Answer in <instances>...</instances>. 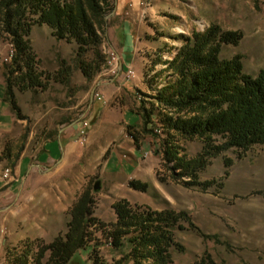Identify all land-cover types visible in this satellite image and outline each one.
I'll return each mask as SVG.
<instances>
[{
	"label": "rangeland",
	"instance_id": "obj_1",
	"mask_svg": "<svg viewBox=\"0 0 264 264\" xmlns=\"http://www.w3.org/2000/svg\"><path fill=\"white\" fill-rule=\"evenodd\" d=\"M119 1L121 14L116 11L105 16L98 30V45H91L85 53L83 60L92 72L89 78L81 68L76 41L60 40L52 31L50 40L37 43L32 31L42 25L35 23L37 15L28 14L20 16L23 23L32 27L29 35L23 37L31 42V52L35 54L31 67L40 76L39 84L28 86L26 82V88L19 87V83L24 84L19 78L27 71V55L22 59V71L10 74L12 55L17 49L8 33H0V264H21L23 260L33 264L39 248L68 231L72 207L86 193L92 211L86 236L103 261L119 258L109 229L116 221L113 205L126 199L140 209L184 210L191 215L192 226L182 220L185 228L174 231L182 250L172 248L170 264H264L263 146L246 152L229 149L208 161L198 176L201 182L216 181L208 188L187 185L186 177L176 176L180 168H173L174 161L168 162L155 144L152 149L142 147L136 171L141 179L132 177V172L121 178L106 169L110 149L122 157L136 145L127 127L133 123L132 117H128L124 104L137 107L142 103L150 109L148 96L156 94L161 83L171 78L168 64L185 37L202 32L211 24L223 30L241 31L239 44H224L221 57L240 54L244 71L252 75L264 68V0ZM132 3L134 8L141 3L138 13H133ZM121 24L131 33L118 34ZM95 50L102 53L100 59ZM122 57L127 63L134 60L128 68L132 67L135 74L128 82L135 86L137 95L123 87L119 90V82L109 83L118 72ZM121 72L124 76V69ZM8 76L12 78L21 118L2 99ZM93 90L94 95L96 91L104 95L107 105L104 109L101 106L103 110L92 126L89 124L92 132L81 138L79 161L60 162V156L54 153L48 157L47 151L55 147L48 141L55 138L58 129L54 128V119H59V124H70V110L65 108L79 97L86 100V117L91 115ZM69 96L72 100H68ZM159 116L155 114L154 119L157 121ZM165 132L160 130L158 143L164 142L165 148L176 145ZM178 141L184 147L179 156L184 153L194 157L202 150L199 139ZM142 143L140 140L138 145ZM57 144L60 148L59 140ZM225 159H231L232 164L230 174L223 178ZM6 170L10 174L4 178ZM96 181H100L99 190L94 189ZM129 181L148 183V190H136ZM49 256L47 252L43 261ZM88 256L87 251H81L75 260L92 264Z\"/></svg>",
	"mask_w": 264,
	"mask_h": 264
},
{
	"label": "trees",
	"instance_id": "obj_2",
	"mask_svg": "<svg viewBox=\"0 0 264 264\" xmlns=\"http://www.w3.org/2000/svg\"><path fill=\"white\" fill-rule=\"evenodd\" d=\"M114 7L115 0H0V33H8L17 49L12 55L10 74L22 71V59L27 55V71L19 78L24 84L19 83V87L26 88V82L28 86L39 84L40 76L39 73L34 74L31 67L35 58L31 42L23 37L24 34L29 35L32 27L23 23L20 16L37 15L35 23L48 25L56 38H73L78 44L81 68L89 78L92 72L83 60L85 53L91 45H98V30ZM242 38L241 31L223 30L215 24L202 32H193L185 37L182 47L168 64L172 70L171 78L161 83L156 94L148 96L150 109L142 103L137 107L132 103L128 105V117L135 115L138 118L127 126L136 147L139 148L138 142L143 139H148V146L155 144L157 151H162L168 162L174 161L173 168H180L175 175L186 177L187 185L208 188L215 184L214 179L199 181V171L224 151L236 149L246 152L257 145L264 147V68L252 75L244 71L240 54L231 58L221 57L224 44L238 45ZM94 52L100 59L102 53L99 50ZM11 80L8 76L2 99L21 118ZM94 100L91 115L85 117L88 118L87 131L102 110L96 95ZM155 114H160L157 121ZM157 126L161 132L165 130L166 134H170V139L177 144L165 148L164 142L158 143L160 135ZM179 139H199L203 143L201 152L194 157L184 153L179 156V152H184L183 145L179 146ZM164 141L172 143L169 139ZM224 163L226 171L223 178H226L230 174L232 160L225 159ZM129 184L140 191H147L149 187L148 183L141 181H130ZM89 204L86 193L72 207L68 231L39 248L33 264H85L81 259L75 260L81 251L89 253L92 264H150V261L151 264H170L172 248L182 250L175 241V229L185 228L181 225L182 220L193 225L191 215L184 210L140 209L126 199L120 200L113 205L116 221L109 229L113 250L119 253V258L103 261L86 236V225L92 219ZM47 252L50 256L44 262ZM21 264H26L25 260Z\"/></svg>",
	"mask_w": 264,
	"mask_h": 264
},
{
	"label": "crops",
	"instance_id": "obj_3",
	"mask_svg": "<svg viewBox=\"0 0 264 264\" xmlns=\"http://www.w3.org/2000/svg\"><path fill=\"white\" fill-rule=\"evenodd\" d=\"M116 4V11L117 13L121 14V12L119 11L120 8V1L119 0H115ZM118 4V6H117ZM141 4V3H140ZM139 4V5H140ZM139 5L135 6V8L133 7V3H132V9H133V13H138L139 10L138 9ZM126 6V3H125ZM118 8V9H117ZM124 31L123 33L125 34H129L131 32H129L127 30V28L125 26H122V24L119 26V32L118 34H121V32ZM132 33H134V31H132ZM32 36H33V40H36L37 43L40 42V44L45 43V41L50 40L51 36H52V29L46 27V25H42L40 26L38 29L33 30L32 31ZM137 36V35H136ZM138 38V37H137ZM42 41V43H41ZM120 63H122V68H120ZM119 63V70L118 72L115 74V76L111 79V81L109 83H116L119 82V86L118 89L120 90L122 87L124 89L127 90V92H132L133 95H135L137 93V90L135 89V86L132 83H129L128 79H126L125 77V72L127 71V68L131 65L133 66L134 60L130 61V62H125V60L122 57V61H120ZM127 64V65H126ZM124 68V76L119 73L121 69ZM127 81V82H126ZM106 83V84H109ZM135 89V90H134ZM96 98L98 99V102L100 104V106H103V109L105 108L106 101L104 98V95L100 92V91H96L95 92ZM56 98V97H54ZM60 98V97H58ZM72 100V97H68V100ZM79 99V100H78ZM77 99V101H73V104L70 107L65 108V110L69 111L70 115L67 117V119L69 118L71 120L70 124H59L58 121L59 119H54V123H56V127L54 128H58L57 129V135L55 136V138L51 139L48 141V143L50 142V144H54L55 147H52L51 150H48L47 152L49 153L48 157L50 156L51 153H54L56 156H60L59 161L61 162H78L79 160V155L81 153V151L79 150V145L82 144L81 143V137L79 134L80 128L82 126V121H86L85 117L87 114V108H85L86 106V100H84L83 98L81 99V97H79ZM90 106L89 109L91 107L92 101L90 100ZM124 107H126L128 109L127 104H124ZM102 109V110H103ZM138 121V118L135 115H132V122H136ZM92 130L88 131V133H91ZM60 142V148L57 144V142ZM63 143H62V142ZM143 141V143L139 146V148L135 147L134 145H132V151H130V154H125L122 157L117 156V154L114 152V150H111L110 156L108 159V165L106 167L108 173H113L115 174V176H120L121 178H123V176H125L124 174H130L132 172V177H136V178H142L141 176L139 177V175L136 173L137 169H139L140 167V159L142 156V147H145V145L148 146V139H143L141 140ZM48 146V144L46 145ZM45 146V149H46ZM153 146L150 147V149H152ZM149 148V147H148ZM54 159V158H52ZM55 160V159H54ZM124 163V164H123ZM120 165L121 170H118L116 168H118ZM110 170V171H109ZM130 182V181H129ZM133 204H138L137 202H133Z\"/></svg>",
	"mask_w": 264,
	"mask_h": 264
},
{
	"label": "built area",
	"instance_id": "obj_4",
	"mask_svg": "<svg viewBox=\"0 0 264 264\" xmlns=\"http://www.w3.org/2000/svg\"><path fill=\"white\" fill-rule=\"evenodd\" d=\"M134 74H135V71L132 69V67H130V68H128V70L125 72V77H126L127 79H131L132 77H134ZM86 127H87V121H84V122L82 123V126H81L80 131H79L80 137H81L82 139H83V138L85 139L86 136H87V134H88ZM157 132H158V131H157ZM9 174H10V171H9V170H6V171L4 172V174H3V177L6 178V177L9 176Z\"/></svg>",
	"mask_w": 264,
	"mask_h": 264
},
{
	"label": "water",
	"instance_id": "obj_5",
	"mask_svg": "<svg viewBox=\"0 0 264 264\" xmlns=\"http://www.w3.org/2000/svg\"><path fill=\"white\" fill-rule=\"evenodd\" d=\"M116 4V2H115ZM116 12V6L114 7L113 11H112V14H114ZM111 14V15H112ZM120 68H122V63H120ZM94 99V90L92 91V95H91V101ZM100 188V181H96L95 182V186H94V189L96 190H99Z\"/></svg>",
	"mask_w": 264,
	"mask_h": 264
},
{
	"label": "bare ground",
	"instance_id": "obj_6",
	"mask_svg": "<svg viewBox=\"0 0 264 264\" xmlns=\"http://www.w3.org/2000/svg\"><path fill=\"white\" fill-rule=\"evenodd\" d=\"M158 131V133H160V130L159 129H156Z\"/></svg>",
	"mask_w": 264,
	"mask_h": 264
}]
</instances>
